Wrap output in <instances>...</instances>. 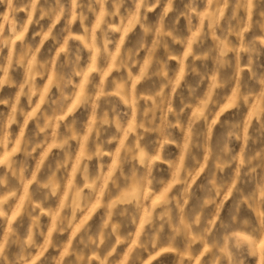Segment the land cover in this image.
Returning <instances> with one entry per match:
<instances>
[{
	"label": "clouds",
	"instance_id": "obj_1",
	"mask_svg": "<svg viewBox=\"0 0 264 264\" xmlns=\"http://www.w3.org/2000/svg\"><path fill=\"white\" fill-rule=\"evenodd\" d=\"M0 264H264V0H0Z\"/></svg>",
	"mask_w": 264,
	"mask_h": 264
}]
</instances>
